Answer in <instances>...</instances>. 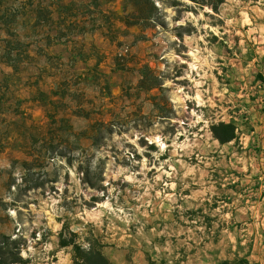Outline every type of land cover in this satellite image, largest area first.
I'll return each instance as SVG.
<instances>
[{
    "label": "rangeland",
    "instance_id": "rangeland-1",
    "mask_svg": "<svg viewBox=\"0 0 264 264\" xmlns=\"http://www.w3.org/2000/svg\"><path fill=\"white\" fill-rule=\"evenodd\" d=\"M180 1L0 0L10 264H72L63 226L111 264H264V0Z\"/></svg>",
    "mask_w": 264,
    "mask_h": 264
},
{
    "label": "trees",
    "instance_id": "trees-1",
    "mask_svg": "<svg viewBox=\"0 0 264 264\" xmlns=\"http://www.w3.org/2000/svg\"><path fill=\"white\" fill-rule=\"evenodd\" d=\"M97 1V0H94ZM170 6L181 5L180 0H163ZM195 6H209L214 12H217L220 4L224 0H189ZM165 3V2H164ZM126 5L130 7L129 17L126 19L128 24H139L142 21L157 22L159 8L156 0H126ZM187 7V6H186ZM181 36V33L179 34ZM259 79L261 76L258 75ZM264 83V80H261ZM237 127L232 121L224 122L219 120L211 125L213 136L220 142L226 143L237 138ZM83 180L91 188L98 187L96 182L89 180L86 176ZM0 240V264H10L20 261V246L16 239H10L5 234L1 235ZM58 246L71 249L72 264H111L107 256L102 251V244L96 238H81L79 233L63 226L58 233ZM218 264H254L247 257H237L235 259H224Z\"/></svg>",
    "mask_w": 264,
    "mask_h": 264
}]
</instances>
